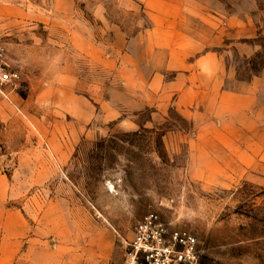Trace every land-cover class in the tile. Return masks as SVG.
I'll return each instance as SVG.
<instances>
[{"label":"rangeland","instance_id":"374dc122","mask_svg":"<svg viewBox=\"0 0 264 264\" xmlns=\"http://www.w3.org/2000/svg\"><path fill=\"white\" fill-rule=\"evenodd\" d=\"M0 2V264L121 262L149 211L264 264V0Z\"/></svg>","mask_w":264,"mask_h":264},{"label":"built area","instance_id":"2783aa9c","mask_svg":"<svg viewBox=\"0 0 264 264\" xmlns=\"http://www.w3.org/2000/svg\"><path fill=\"white\" fill-rule=\"evenodd\" d=\"M20 76L6 42L0 38V92L16 87ZM132 233V238L124 241L123 260L105 264H199L196 236L186 229H169L155 212L138 219Z\"/></svg>","mask_w":264,"mask_h":264},{"label":"crops","instance_id":"0c3cea01","mask_svg":"<svg viewBox=\"0 0 264 264\" xmlns=\"http://www.w3.org/2000/svg\"><path fill=\"white\" fill-rule=\"evenodd\" d=\"M12 10V7L7 6L3 2H0V15L2 17L10 13ZM33 14L35 17H37L38 13L36 10H34L33 12L30 11V17H32ZM241 86L242 88L240 89L243 91L244 96L254 101L255 113L257 118H259L256 120L255 124L261 126L262 117L264 115V112L262 111L264 109V76H254L250 81H246L241 84ZM229 95L241 96V94H236L233 91L229 92ZM255 130L261 131L260 128H255Z\"/></svg>","mask_w":264,"mask_h":264}]
</instances>
